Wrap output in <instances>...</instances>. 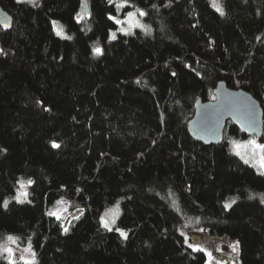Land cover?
<instances>
[{"label":"trees","instance_id":"obj_1","mask_svg":"<svg viewBox=\"0 0 264 264\" xmlns=\"http://www.w3.org/2000/svg\"><path fill=\"white\" fill-rule=\"evenodd\" d=\"M129 1L151 29L110 39L116 0L82 13L84 0H0L13 18L0 28V241L17 233L36 264H209L176 229L194 214L239 238L242 264H264V172L230 148L245 134L228 120L206 144L187 129L220 80L264 109V0H218L223 14L213 0ZM21 175L30 198L5 207ZM58 197L84 207L67 231L48 212ZM117 200L126 236L102 224Z\"/></svg>","mask_w":264,"mask_h":264},{"label":"rangeland","instance_id":"obj_2","mask_svg":"<svg viewBox=\"0 0 264 264\" xmlns=\"http://www.w3.org/2000/svg\"><path fill=\"white\" fill-rule=\"evenodd\" d=\"M23 1H29L32 3L39 2V0ZM116 1L117 6H122L118 7L117 12L112 14L111 17L115 18V22L116 20H119L121 23H116V25L110 29V39H113V33L116 37L119 33H129L134 31L136 28H141L143 30L151 29V25L146 20L145 15H139V11L145 12L143 8L132 5L129 0H127V3H123V0ZM213 2L217 4L218 0H213ZM129 12L135 13L132 23H129ZM137 21L140 25H142L141 27L134 26ZM52 25L56 33H61L60 36H71V33L65 28L60 20L53 19ZM94 46L101 48V45L98 42L94 44ZM250 141H254L255 145H264V139L255 135L245 134V136L233 138L230 142V148L243 160L256 167L259 171L264 172V166H262V163L264 162H262L261 159L264 157V151L255 147L254 144L249 143ZM28 181H32V178L21 175L17 180L14 191L4 199V202L7 201V204H9L13 200L23 201L29 199L30 184ZM21 184L24 185L23 188H21ZM21 192H26L27 196H21ZM17 197H19V199H17ZM235 199L236 196H231L225 201V204L230 205ZM83 210L84 207L81 205L71 206L69 200L65 197L56 198L48 206V212L54 213L55 216L59 217L65 229L69 227L73 219L79 216ZM120 212L121 202L120 200H117L104 208L102 217L109 223L110 228H116L120 233L123 232L127 235L128 229L126 227L119 226L117 223ZM198 221L197 216L194 214H181V217L176 225V229L184 235L185 242L188 246L193 249L203 250L206 254V261L209 264H242L240 240L237 236L226 232H220L218 230H212L201 225ZM9 236L14 238V242L8 240ZM5 248H10L12 250V255L10 257L8 252L4 250ZM33 253L35 254L34 259L36 264L37 256L35 249L30 243H21L17 233H7L0 241V258H4L8 261L11 259L12 262L22 261L25 263L26 261L33 259Z\"/></svg>","mask_w":264,"mask_h":264},{"label":"water","instance_id":"obj_3","mask_svg":"<svg viewBox=\"0 0 264 264\" xmlns=\"http://www.w3.org/2000/svg\"><path fill=\"white\" fill-rule=\"evenodd\" d=\"M84 0L80 12H88ZM12 15L0 5V28L12 23ZM214 97L194 102V113L187 122L189 134L206 144L220 143L228 120L244 134L261 138L264 134V109L260 100L244 88L230 87L224 80L213 89Z\"/></svg>","mask_w":264,"mask_h":264},{"label":"snow or ice","instance_id":"obj_4","mask_svg":"<svg viewBox=\"0 0 264 264\" xmlns=\"http://www.w3.org/2000/svg\"><path fill=\"white\" fill-rule=\"evenodd\" d=\"M123 3H127V0H123ZM120 6H122V5H118L117 7H120ZM153 7H155V5H153ZM213 7H215V8L217 9V11H220L221 14H223L222 9H221V8L219 7V5L216 4L215 2L213 3ZM138 11H139V10H138ZM139 15L144 16V15H146V13L143 12V11H139ZM128 17H129V23H132L133 18L135 17V13L129 12V13H128ZM109 18H110V19H115V18H113V17H109ZM116 23H121V21L116 20ZM134 26L141 27L142 25H140L139 22L137 21V22H135V25H134ZM122 31H123V30H122ZM57 34L60 35L61 33L58 32ZM112 38H115V34H114V33H113V35H112ZM93 51H94L96 54H98V55L102 53V49L99 48V47H95V48L93 49ZM249 143L255 145V142H254V141H250ZM53 146H54V147H59V145H55V144H54ZM255 147H257V148L261 149L262 151H264V145H255ZM261 159H262V162H264V157H262ZM246 162H247V161H246ZM262 166H264V163H262ZM28 183L31 184L32 181H28ZM23 187H24V185L21 184V188H23ZM20 195L26 197V196H27V193H26V192H21ZM17 199H19V197H17ZM261 201L264 202V196L261 197ZM233 202H234V201H233ZM7 203H8L7 201L4 202V206H5V207H7ZM229 206H230V205H226V207H229ZM50 215H54V213H50ZM57 218L59 219V217H57ZM101 220H102L103 227H105V228L111 230V228L109 227V223H108L107 221H105L103 217L101 218ZM65 231H67V229H65ZM121 235H122V236H126V234L123 233V232H121ZM8 240L14 242V238H13L12 236H9V237H8ZM4 250L8 252L9 257L12 255V250H11L10 248H5ZM234 250H235V249H234ZM32 256H33V259H32V260H28V261H26L25 264H35V259H34L35 254L33 253ZM9 264H12L11 259L9 260Z\"/></svg>","mask_w":264,"mask_h":264}]
</instances>
